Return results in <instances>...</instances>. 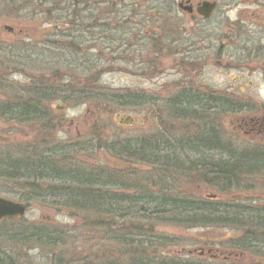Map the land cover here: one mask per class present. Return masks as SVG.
<instances>
[{
    "label": "rangeland",
    "instance_id": "rangeland-1",
    "mask_svg": "<svg viewBox=\"0 0 264 264\" xmlns=\"http://www.w3.org/2000/svg\"><path fill=\"white\" fill-rule=\"evenodd\" d=\"M178 1L172 2L171 13L157 19L156 12L149 9L152 6L139 7V11L144 12L140 19L134 15L138 10L127 7L123 2L114 7L102 4L95 9L84 5L81 6L80 18L62 19L60 22L66 24L57 30L48 22L46 24L40 15L31 18L25 10L19 12L17 5H8L0 0V45H4L0 47V167L4 164L10 167L18 159L20 165V161L32 153L40 155L37 159L41 161L46 159L48 151L59 149L66 154L50 157L60 164L52 171L47 170V178L39 182L20 179L19 165L9 171L10 179L0 174V195L26 203L22 217L0 220V251L9 253L15 264H55L60 257L63 258L60 264H67L68 258L76 261L86 256L92 262L104 256L109 259L119 257L127 264L128 257L124 253L134 248L129 247L128 242L121 244V240L114 236L112 226L108 235L104 230H89L87 226L97 225L103 218L111 221L112 215L103 212L76 214L72 209L61 206L60 198H43L46 188L42 187L49 182L54 185L56 181L51 179L57 176H72L73 172L69 171L76 170V164L101 174L104 169L110 170L111 176L117 172L116 176L122 181L114 178L116 186L112 184L108 190L110 197L117 194L137 196L142 190H149L148 186L160 185L158 173L164 166L159 159L154 164H141L120 157L116 152L122 144L151 142L159 147H172L175 143L172 137H186L191 141L183 140L187 143L183 148L191 144L198 147L204 145V139L209 141L202 136L203 124L200 121L204 119V127H211L222 138L232 139L235 147L252 145L241 135L232 133L228 121L235 114H219L218 108H210L216 113L209 110L204 112V116L196 108L178 113L165 101L176 93L183 94L186 85L196 84L204 85V91L208 89L207 92L215 97L220 94L216 91L218 89L224 91L221 94L225 98H237L235 93L243 95V99L240 98L243 103L255 97L264 101V72L252 69L262 61L248 63L245 58L244 61L237 59L233 49L225 54V45L222 48V43L225 44L229 37H234L229 39L237 47V42L245 35L264 34V6L255 0H217L214 14L204 20L194 12L188 14L179 9ZM200 1L192 0L194 5ZM123 18L131 21L123 23ZM157 26L160 29L157 28L159 30L155 34ZM11 42L14 48L9 46ZM208 42L210 49L206 48ZM261 43L264 44V39ZM113 95L126 98L140 96L141 99L137 104L118 103L110 99ZM239 111L245 112L241 115L247 111L253 113L249 105ZM126 115L134 118L133 125L123 123ZM105 144L108 146L104 147ZM82 148L88 151L83 152ZM163 153L171 154L164 150L155 154ZM171 155L180 166L182 164L179 170L174 169L177 184L169 179L173 191H176L174 194L186 193L225 202L249 201L264 206V164L251 172L237 171L231 188L220 193L217 187L205 185L200 178L203 174L189 171L190 167H187L191 161H217L219 156L193 150H179ZM29 161L25 160L32 163L30 170L33 172L38 166L33 164L38 162L30 157ZM103 192L106 193L105 190ZM215 193L220 197L214 198L212 194ZM112 200L109 199L110 204ZM137 222L129 224L128 220H123L127 230ZM115 223L120 229V222ZM43 225L61 231V241L65 244L54 246L32 239L28 242L18 238L9 240L12 232L19 235L26 227ZM146 228L143 226L141 229L144 231ZM151 232L163 234L171 240L162 251L156 247L164 260L209 264V260L214 259L208 253L200 256L198 252L188 251L211 247L222 249L220 258L216 259L220 264L232 260L239 264H264V247L254 253L258 255L236 249L232 241L239 236L227 230L156 224ZM256 239L258 244L264 245L260 242L261 236H256ZM231 250L242 253L239 256L243 257L241 261L236 259L237 256L226 253Z\"/></svg>",
    "mask_w": 264,
    "mask_h": 264
},
{
    "label": "trees",
    "instance_id": "trees-1",
    "mask_svg": "<svg viewBox=\"0 0 264 264\" xmlns=\"http://www.w3.org/2000/svg\"><path fill=\"white\" fill-rule=\"evenodd\" d=\"M173 1L174 0H156V2L148 0H129L127 2L126 0H114V2H109V0H2V3L17 5V10L19 12L25 10L31 18L40 15V18H43L46 24L49 23L48 25L51 26V28L60 30L65 23L60 21L62 19L70 20L69 18H80L82 16L80 13L82 10L81 6L84 7V5H87L89 9H95L102 4H110L114 7L123 2L127 7L136 8L138 12H135L134 15L137 18L140 17V19L143 18L144 12H140L139 7L145 5L148 8L152 6L149 9L156 12L157 19L164 14L171 13L173 10L171 8ZM255 1L258 2L261 7L264 6V0ZM165 8L167 10L163 11ZM117 10H119V8ZM123 20V23H129L131 21L125 20L124 18ZM157 28H159V26L156 27L155 34L157 33V30L160 29ZM112 98L118 103L132 102L133 104L139 103V100L141 99L140 96L126 98V96L122 95H113L110 99ZM179 106L181 107L182 105ZM170 108L177 110L178 113H180V110L188 112L193 109L192 107L183 106L181 108L170 106ZM204 136L209 140L208 142L204 139V145L196 147L191 144L188 148H191L193 151L204 152L209 148L217 147V143H215L210 135L207 137V135L204 134ZM208 143L210 144L208 145ZM98 144L96 146H99ZM151 146V142L143 143L142 145L122 144L120 146L121 148L116 152L122 158L127 157L129 160L132 159L141 164H154L159 159L161 160L160 164L164 166V169L158 173V175H160V185H154L153 187L148 186L147 188H149V190H142L137 196L117 194L110 197L111 195L108 194V190L110 187L112 188L114 178H116V181H122V179L120 180V177L118 178V176H116L115 173L117 172H113V176H107L105 175V170L104 172L102 171L101 174L98 171L96 172L92 170L90 171V169H85L84 166L75 163L76 170L69 171L73 172V175L64 177L63 174L55 177V179H51V181L55 180L56 182L54 185H51L53 184L52 182L48 183V187L45 189L43 197L49 199L60 198L62 200L60 205L72 209L76 214L78 212L84 214H98L103 212V214L106 213L112 215L111 221L107 218H103L98 221L99 223L97 225L92 224L91 227V225L87 224V226L89 230H104L106 235L109 234L108 230L112 226L111 230L114 236H117V240H121V244L124 245L128 242L127 245L134 248L124 253L127 254L128 257L127 264H187L172 260H164V258L161 257V252H158L156 247L162 251L166 245L170 244L171 240L163 234H153L151 232L156 224H169L180 228H219L227 230L228 232L239 236L234 240L237 248L248 251L252 254H254L259 248L264 247V245L258 244L256 239V236H261L263 239H261L260 242L264 244V206H259L258 204L249 201L225 202L220 199H206L186 193H181V195L174 194L176 191H173V185L169 184V179H171L170 181H172V183L175 182L177 184V177L174 175V169L179 170V168L182 167V164L180 166V163H178L177 160H173L176 158L169 153L156 155L152 152V150L156 149V152H162L163 150L168 152L172 148L170 145H162L161 147L158 146L154 148H151ZM104 147L106 146L104 145ZM220 147L221 149H224L227 146ZM81 151L84 152L88 150L82 148ZM47 153V160L45 159L41 161L39 159L42 162L40 164L44 165L43 169L38 168V171H41L42 174L33 171V174L35 173L36 176L42 175V177L39 179L33 178V182H39L40 179L47 178L45 174L47 170L52 171L57 164H60V162L52 161L50 158L51 156L62 157V155H66L65 151L59 149L54 152L48 151ZM227 153L228 154L226 155L224 153L212 154L211 156H219L217 161L211 159H208L205 163L204 161H191L187 167H190L189 171L193 170L196 173H199V175L203 174L200 178L201 180H204L206 183L205 185L210 186L211 188L217 187L219 190L218 192L221 193L228 188H231L236 180L235 173H237V171L241 173L245 170H250L249 172H251L255 167L264 164V156L248 153L245 154L238 151L233 152L230 150H228ZM25 164L26 162L24 159L20 161V165L18 164L20 168L19 171H21V176L19 177L23 180L28 179V167H25ZM35 164H39V162ZM61 164L65 165L64 162H61ZM18 165H14L13 163L10 167L9 164L1 165V176L5 179H10L9 171H11V168L17 169ZM72 169H75V167ZM66 172L67 171H64L63 173ZM170 174L172 176H170ZM111 177L113 180L110 183L107 179L110 180ZM146 179L149 180L150 178ZM67 182H69V184ZM120 185L123 186L121 183ZM135 186L139 185L135 184ZM140 187L145 186L140 185ZM102 190H105L106 193H101ZM110 198L111 200L113 199L111 204L109 202ZM85 218L88 217L86 216ZM125 219L128 220L129 224L132 221H138V224L131 225L130 229L127 230L124 225L125 223H123V220ZM115 222H120L118 225L120 229H118L117 223ZM143 226L147 227L144 231L141 229ZM15 234L16 233L13 232L10 233L9 240L18 238L17 240L20 239L28 242L32 239L36 242L50 243V245L54 246H63L65 244V242L61 241V238L63 237L61 231L53 227L48 229L44 225L26 227L22 233H19V235ZM8 254L0 251V264H15L13 258ZM124 254L121 255L123 256ZM62 260L63 258H58L55 264H60ZM67 261V264H124L123 260L119 257L109 259L107 256H104V258L101 257L93 262L89 260V257L87 256L76 261H73V258H68ZM209 262V264H220L217 261L212 260ZM224 264H239V262H228Z\"/></svg>",
    "mask_w": 264,
    "mask_h": 264
},
{
    "label": "flooded vegetation",
    "instance_id": "flooded-vegetation-1",
    "mask_svg": "<svg viewBox=\"0 0 264 264\" xmlns=\"http://www.w3.org/2000/svg\"><path fill=\"white\" fill-rule=\"evenodd\" d=\"M202 1V0H201ZM200 1V2H201ZM178 2L181 3L182 7L183 6H191L192 7V11L189 12L188 14L191 13H196L195 12V6L197 4L194 5V3L192 2V0H179ZM177 2V4H178ZM214 14V12L211 14V16ZM210 16V17H211ZM209 17V18H210ZM207 18V19H209ZM204 19V20H207ZM5 29L7 30H11L10 27L8 26H4ZM231 39H233L234 37H229ZM228 38V40L225 41V44L222 43V48H224L225 45V54H229V49H233L236 53V57H238L237 59L241 58L244 61V58L246 59V61L248 63L252 62V61H256V60H260L262 61V64L258 65L257 67H253L252 69L255 70H260L264 72V44L261 43V41L264 39V34L262 32H260L259 34H256L255 36L251 35H245L242 37V39L240 41L237 42V47L234 46V41L230 40ZM255 39L257 40V43H255ZM12 43V42H11ZM2 46L4 45H0V47L2 48ZM12 48H14V44L12 43L11 45ZM206 48H209V42L208 45L206 46ZM210 49V48H209ZM245 61V62H246ZM11 63V62H9ZM239 67V66H238ZM14 72L11 70V73ZM264 80V79H263ZM204 85H186V89L183 92V94L180 93H176L175 95L172 96V99H167L165 102L167 103V105H172L174 107L178 106V105H182L183 107H192V108H196L198 109V112L201 113L202 116H204V112H208L209 110H212L213 108H218L220 110H218L219 114H224L227 113V116L229 114H235L233 115V117L230 119V121H228L231 125V131L232 133H234V135H238V136H242L243 139L247 142H251L252 145L247 146V147H235V143L233 142L232 139H228V138H222L219 134L215 133L213 131V129L211 127H204V119H201V123L203 124L202 126V136L204 134L210 135L212 137V139L215 141V143H217V147L214 148H209L208 152H210L211 154H228V150L233 151V152H240V153H248V154H253V155H259V156H264V101L260 98H254V99H250V101H247L246 103H243V95L241 94H236L235 93V97L237 98H225L223 96L224 91L222 90H218L216 89L217 92H219V96H212L213 94L208 93L206 89V91H204ZM185 97V98H184ZM241 98V99H240ZM257 100L259 101V103L257 102ZM162 101V100H161ZM164 102V104H165ZM248 103V104H247ZM251 107V111L253 113H247L245 115H241L245 112H240L239 110L241 109H245V107L247 106ZM18 106V105H16ZM212 108V109H210ZM224 108H229L230 110H225ZM200 109V110H199ZM223 110V111H222ZM212 114H215L216 111L212 110ZM238 112V113H237ZM239 114V115H236ZM135 123V120L133 119V122L128 124V125H133ZM173 141L175 143L172 144V148L169 150V152L171 154L176 153V151H192L191 148H183V146H185L187 143L183 142V140L186 141H191V139H188L186 137H182L177 139L176 137H172ZM145 143V142H143ZM74 144V143H73ZM72 144V145H73ZM152 146L151 148L154 147H158V145H155L154 143H151ZM105 146L107 147L108 145L105 144ZM220 146H227L224 149H221ZM239 148V149H238ZM228 149V150H227ZM157 150V149H156ZM156 150H152V152L156 153ZM43 151V150H41ZM76 151V150H75ZM40 155H35L34 153L30 154L29 156H27L25 158V160L27 162L29 161V157L31 158V160H37V162H39V164H33V165H38L35 169L36 172H38L39 174H42L41 171H38V168L43 169L42 163L40 160L37 159V157ZM20 159H18L17 161H15L13 164L14 165H18V161ZM22 161V160H21ZM32 163H26L25 167H28V179L33 180L34 179H39L42 177V175L40 176H36V174L32 172V170H30V166ZM17 167V166H16ZM105 170V175L107 176H111V172L110 170ZM35 175V176H34ZM108 182L111 183V178L110 180L107 179ZM48 185H45V187L42 188H47ZM45 189L43 190L42 195H44ZM212 196L214 198L219 197L220 194L215 193L212 194ZM46 198V197H43ZM232 238V237H230ZM229 239V237H228ZM228 241V240H227ZM221 245V244H220ZM221 250H217L212 249L211 247H204V248H197V249H193V250H189L188 252L193 253V251L198 252L200 256H202L205 253H208V255L210 256V258H213L214 260L219 259V255L221 254ZM228 250V249H227ZM230 250V248H229ZM236 251V250H235ZM235 251H228L226 253H228V255H235L237 256L236 259H239L241 261V259L243 257H239L242 255V253L239 252H235ZM227 256L223 257L224 259ZM235 260V259H234ZM227 262V260H226ZM233 262V260L231 261Z\"/></svg>",
    "mask_w": 264,
    "mask_h": 264
},
{
    "label": "water",
    "instance_id": "water-1",
    "mask_svg": "<svg viewBox=\"0 0 264 264\" xmlns=\"http://www.w3.org/2000/svg\"><path fill=\"white\" fill-rule=\"evenodd\" d=\"M216 1H208V0H202L195 6V11L197 14L202 16V18H208L213 10L216 8ZM178 7L187 11L191 12L192 7L191 6H183L181 3H178ZM132 120L130 116L125 117L124 123L128 124L131 123ZM26 210V206L24 203L13 200L8 197L0 196V220L1 219H14L18 218L24 215Z\"/></svg>",
    "mask_w": 264,
    "mask_h": 264
}]
</instances>
